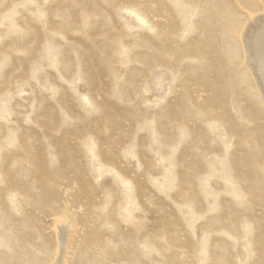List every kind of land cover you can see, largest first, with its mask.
Wrapping results in <instances>:
<instances>
[{
    "label": "rangeland",
    "instance_id": "1",
    "mask_svg": "<svg viewBox=\"0 0 264 264\" xmlns=\"http://www.w3.org/2000/svg\"><path fill=\"white\" fill-rule=\"evenodd\" d=\"M235 1L0 0V264H264Z\"/></svg>",
    "mask_w": 264,
    "mask_h": 264
},
{
    "label": "bare ground",
    "instance_id": "2",
    "mask_svg": "<svg viewBox=\"0 0 264 264\" xmlns=\"http://www.w3.org/2000/svg\"><path fill=\"white\" fill-rule=\"evenodd\" d=\"M233 6L236 19L231 26L230 33L238 40L241 66L248 76L246 84L249 85L256 99L264 104V0H236ZM251 12L256 14H251ZM60 222L66 229L68 224L73 225L69 215H65L57 223ZM59 229H63V226ZM68 230L67 236H70L72 240V234L70 235ZM66 252L67 245L58 247L56 253L59 261L64 262ZM39 262L41 261L31 264H41Z\"/></svg>",
    "mask_w": 264,
    "mask_h": 264
}]
</instances>
